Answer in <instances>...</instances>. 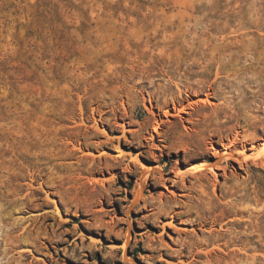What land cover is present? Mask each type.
Instances as JSON below:
<instances>
[{
    "label": "rangeland",
    "instance_id": "374dc122",
    "mask_svg": "<svg viewBox=\"0 0 264 264\" xmlns=\"http://www.w3.org/2000/svg\"><path fill=\"white\" fill-rule=\"evenodd\" d=\"M0 264H264V0H0Z\"/></svg>",
    "mask_w": 264,
    "mask_h": 264
},
{
    "label": "bare ground",
    "instance_id": "6f19581e",
    "mask_svg": "<svg viewBox=\"0 0 264 264\" xmlns=\"http://www.w3.org/2000/svg\"><path fill=\"white\" fill-rule=\"evenodd\" d=\"M221 48H222V47H221ZM206 50H207V49H206ZM213 50H214V49H213ZM208 51H209V50H208ZM208 51H207V52H208ZM210 51H212V50H210ZM225 51H226V50H225ZM240 51H241V50H240ZM203 52H204V51H203ZM205 52H206V51H205ZM241 52H242V51H241ZM208 53H209V52H208ZM232 53H233V52H232ZM232 53H231V54H232ZM213 54H214V53H213ZM213 54H212V52H211V56H212ZM219 54H220V53H219ZM221 54H222V53H221ZM221 54H220L219 56H221ZM223 54H224V53H223ZM227 54H228V53H227ZM227 54H226V55H227ZM238 54H239V52H238ZM226 55H225V56H226ZM236 55H237V54H236ZM236 55H235V56H236ZM217 57H218V56H217ZM228 57H230V56H228ZM228 57H227V58H228ZM237 57H238V56H237ZM235 58H236V57H235ZM233 59H234V57H233ZM220 61H221V60H220ZM220 61H218V62H220ZM231 61H233V60H231ZM231 61H230V62H231ZM236 61H238V58H237ZM234 64H235V63H234ZM238 64H239V63H238ZM240 67H241V66H240ZM234 70H235V69H234ZM244 70H246V69H244ZM244 70H243V71H244ZM238 72H239V71H238ZM231 73H232V72H231ZM231 73H230V75H231ZM239 73H241V72H239ZM225 74H226V73H225ZM233 74H234V73H233ZM230 75H229V76H230ZM242 75H244V74H242ZM245 75H246V74H245ZM229 76H228L227 78L230 79L231 81H234V82L237 83V84H238V82H236V81H240V82H241V79H240V77H239V76H241V75H238V74L236 73V74L232 75L231 77H229ZM252 76H253V75H252ZM225 77H226V76H225ZM248 77H249V76H248ZM224 79H225V78H224ZM253 79H254V78H253ZM255 79H256V78H255ZM243 80H244V79H243ZM243 80H242V81H243ZM256 80H257V79H256ZM220 81H221V80H220ZM246 81H247V80H246ZM246 81H245V82H246ZM249 81H250V80H249ZM251 81H252V80H251ZM221 82H222V81H221ZM225 83H226V79L223 80V84H225ZM247 84H249V83L247 82ZM247 84H246V85H247ZM241 85H242V84H241ZM241 85H240V87H241ZM256 85H258V84H256ZM254 87H255V86H254V83H253L252 88H254ZM258 89H259V88H258ZM259 90H260V89H259ZM215 91H216V90H215ZM215 91L213 90V93H211L213 96H217V95L215 94ZM218 92H219V91H218ZM219 95H220V93H219ZM219 95H218V96H219ZM222 96H223V95H222ZM220 98H221V97H220ZM224 100H225V99H224ZM231 101H232V100H231ZM232 102H233V101H232ZM224 103H225V102H224ZM224 103H223V104H224ZM222 106H223V105H222ZM222 106H221V107H222ZM248 107H249V106H248ZM234 108H235V107H234ZM221 109H222V108H221ZM235 109H236V108H235ZM217 113H219V112H217ZM217 113H216V114H217ZM241 113H242V112L233 111V110L231 109V106L228 107V108H227V107H226V108L224 107V109L221 110V115L225 116V121H226V122H232V121L235 119V117H237V120H238V121H239V120H242V115H241ZM219 116H220V115H219ZM220 117H222V116H220ZM190 170H192V169H190Z\"/></svg>",
    "mask_w": 264,
    "mask_h": 264
}]
</instances>
